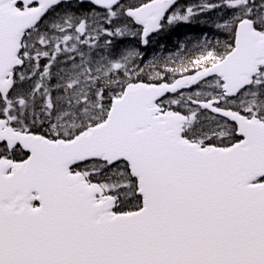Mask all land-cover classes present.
Instances as JSON below:
<instances>
[{
	"label": "snow or ice",
	"instance_id": "obj_1",
	"mask_svg": "<svg viewBox=\"0 0 264 264\" xmlns=\"http://www.w3.org/2000/svg\"><path fill=\"white\" fill-rule=\"evenodd\" d=\"M0 264H264V0H0Z\"/></svg>",
	"mask_w": 264,
	"mask_h": 264
},
{
	"label": "trees",
	"instance_id": "obj_2",
	"mask_svg": "<svg viewBox=\"0 0 264 264\" xmlns=\"http://www.w3.org/2000/svg\"><path fill=\"white\" fill-rule=\"evenodd\" d=\"M180 34H181V32H180ZM188 34V33H187Z\"/></svg>",
	"mask_w": 264,
	"mask_h": 264
}]
</instances>
